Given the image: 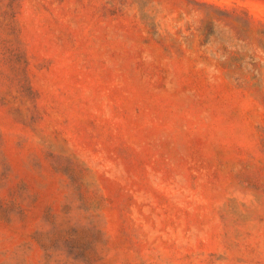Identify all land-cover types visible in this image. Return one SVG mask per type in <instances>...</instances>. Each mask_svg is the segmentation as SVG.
Segmentation results:
<instances>
[{
  "label": "rangeland",
  "instance_id": "obj_1",
  "mask_svg": "<svg viewBox=\"0 0 264 264\" xmlns=\"http://www.w3.org/2000/svg\"><path fill=\"white\" fill-rule=\"evenodd\" d=\"M0 264H264V0H0Z\"/></svg>",
  "mask_w": 264,
  "mask_h": 264
}]
</instances>
